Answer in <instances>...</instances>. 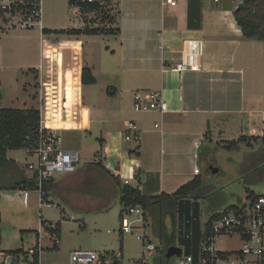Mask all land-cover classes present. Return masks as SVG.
I'll return each mask as SVG.
<instances>
[{"label":"crops","instance_id":"1","mask_svg":"<svg viewBox=\"0 0 264 264\" xmlns=\"http://www.w3.org/2000/svg\"><path fill=\"white\" fill-rule=\"evenodd\" d=\"M239 3L199 0V12L194 16L199 15L201 25L189 28L188 0H109L114 15L106 27L116 31L61 33L56 55L49 42L51 29L42 27L47 29V32L37 31L42 58L38 67H28V71L40 72L39 106L29 107L39 111L43 127L57 129L58 121L42 120L40 75L44 71L78 77L82 89L106 83V92L130 105L126 111L112 108L105 116L110 123L122 120V134L126 122L136 123L141 140L137 144L126 141L132 144L121 148L110 129L100 126L97 152L103 165L119 175L123 183L134 187L141 175L139 185L152 189L149 195L172 193L196 175H202L200 156L206 142L223 148L227 141L240 137H260L264 121V41L243 36L233 14ZM82 27L80 23L60 29ZM178 61L194 68L181 73L171 70L170 65ZM85 66L95 78L93 84L81 82V70ZM141 90L161 91L168 110L163 113L133 110V95ZM92 110L99 117L104 115L103 111L92 108L87 112ZM12 151L6 152L7 158L14 162L8 170L15 177L31 178L25 165L28 159L25 157V162H21L9 157ZM29 190L35 189L16 190L23 195L24 204ZM21 230L24 229L19 230L20 239ZM37 231L38 228L34 230L35 237Z\"/></svg>","mask_w":264,"mask_h":264},{"label":"rangeland","instance_id":"2","mask_svg":"<svg viewBox=\"0 0 264 264\" xmlns=\"http://www.w3.org/2000/svg\"><path fill=\"white\" fill-rule=\"evenodd\" d=\"M113 10L109 4L106 5L105 12L97 15V19H101L107 25L114 15ZM80 19L78 9L69 4L68 0H42V27L51 30L75 27L80 25ZM38 29H40L38 25L31 29H22L17 19L0 18V108L39 106L40 72L28 71V67H38L42 58ZM50 33L49 42L56 55L62 35L61 32ZM40 80H42L40 95L42 94L44 107L42 120L46 123L58 121L55 126L62 137V147L80 152L77 168L96 157L99 149V140L96 136L100 137L97 131L100 126L110 129L121 148L132 144L124 140V133L121 132L122 120L110 123L109 118L105 116V112L112 108L117 110L123 108L126 111L130 103L128 101L122 103L119 98H113L105 91L106 83L100 82L82 89L78 86V77H63L46 71L41 73ZM88 108L101 110L104 115L99 117L93 110L87 112ZM102 122L105 124H101ZM8 156L16 157L21 162H25V157L30 160L22 148L9 152ZM200 157L206 188L203 194L205 198L199 201L201 228L204 227L207 216L214 211L222 212L231 205L242 204L251 193L264 194V142L257 141L251 147L240 144L238 148L230 151L206 142ZM23 168L25 170V167ZM55 176L56 180H60L66 174L57 173ZM140 178L141 175H138L135 186L140 187L145 195L151 194L152 189H144L143 185L142 187L139 185ZM0 182L3 185L10 183L12 177L5 176ZM50 199L53 201L52 204L44 203L39 208L37 190H29L24 204L23 195L16 190L0 189V250L31 247L39 220H45L60 223V243L53 248L52 239L43 236L42 264H69V254L75 249L94 251L121 249L122 264H143V259H146L148 264H159V257H164L169 247L168 242L174 233L177 234V223L174 224L172 214L165 207H161L159 213L161 242L159 236L153 232L152 218H148L145 226L137 223L132 227V232L121 233L122 205L117 199H112L106 209L91 212L75 211L55 197ZM125 216L129 220L134 218L132 215ZM20 229L27 230L23 232L21 239ZM136 232L140 235L145 234L146 241L138 239ZM148 240L155 248L158 246L161 252L153 250L148 254L145 249ZM239 245L236 235L221 236L215 243L222 251L237 249ZM178 257L168 258V264H175Z\"/></svg>","mask_w":264,"mask_h":264},{"label":"built area","instance_id":"3","mask_svg":"<svg viewBox=\"0 0 264 264\" xmlns=\"http://www.w3.org/2000/svg\"><path fill=\"white\" fill-rule=\"evenodd\" d=\"M242 2V0H237ZM81 16L80 23L88 26H106L97 15L103 13L106 8L105 0H71ZM98 2V10L83 12L81 3ZM239 3V4H240ZM0 18L12 20L22 29H31L38 25L42 29V0H1ZM100 23V25L98 24ZM14 26V25H13ZM189 68L183 61L170 65V69L178 73ZM132 108L137 112L168 110V104L159 90L136 91L132 99ZM126 131L124 140L135 144L141 140L137 124L133 121L125 123ZM260 137L264 136V121L262 122ZM25 153L30 160L26 162V169L31 172V178L38 192V204H52L50 198L45 199L44 183L56 178L57 173H72L77 169L78 152L70 151L62 147V137L55 128H45L41 124L38 127L35 144L24 146ZM198 172V171H197ZM125 215H132L128 219ZM144 221V210L140 205L126 207L121 214V233L132 232V227ZM200 227V235L204 234L203 240H199V254L197 264H264V194H255L242 204L222 211L213 219L207 227ZM55 223L39 220L38 235L34 238L32 246L23 249L20 253H11L0 250V264H42L41 251L43 249L42 239L47 236L52 239L51 246L54 248L60 243L59 234L54 230ZM236 235L239 239L237 249L220 250L215 246L217 239L221 236ZM136 237L146 241V235L136 232ZM145 249L148 254L156 250L155 245L149 240ZM122 251H94L87 249H75L69 254V264H122ZM143 264H148L143 259ZM175 264H194L191 255H180Z\"/></svg>","mask_w":264,"mask_h":264},{"label":"trees","instance_id":"4","mask_svg":"<svg viewBox=\"0 0 264 264\" xmlns=\"http://www.w3.org/2000/svg\"><path fill=\"white\" fill-rule=\"evenodd\" d=\"M72 4L71 0H68ZM105 5L109 4V0H105ZM80 8L83 12L90 10H98L100 8L98 2L81 3ZM199 12V0H188V16L187 26L189 28H199L201 19L199 15L194 16L195 12ZM105 12V9H102ZM235 21L240 27L243 36L264 41V0H242L233 12ZM196 15V14H195ZM112 21H108L109 23ZM47 29H42L46 31ZM53 32H61L67 34H113L116 30L106 26H88L82 28L70 29H53ZM83 84H93L95 78L91 74L89 67H83L80 76ZM40 124V113L33 107L29 108H0V180L5 176L12 177V182L1 184L0 189H35V183L32 178L15 177L12 171L8 169L13 167V160L7 158V150L21 149L24 146L33 145L37 139L38 127ZM257 141L264 142V136L240 137L236 140L227 141L223 148L227 150L236 149L240 144H246L250 147ZM99 157V152L96 153ZM2 172L5 173L2 175ZM44 198L55 197L69 205L75 211H102L107 208L112 199H117L122 205L121 214L126 207L140 205L144 210V221L152 218L153 232L156 233L162 242V229L159 230V213L161 207H165L173 216L174 224L177 217V202L183 198H198L205 194V185L202 175H196L190 181L182 184L172 193L161 192L157 195H145L138 187L133 189L123 188V182L119 175L113 174L102 163L100 157L97 160L89 161L76 169L74 172L67 174L60 180L51 179L44 183ZM255 194L251 193L247 198H252ZM164 205V206H163ZM231 205L227 209L233 207ZM223 211V212H224ZM220 212L214 211L207 216L205 220V228L215 219ZM157 221V222H156ZM60 223L55 222V231L59 234ZM25 230H21L24 232ZM121 232V231H120ZM159 232V234L157 233ZM204 234L201 233L200 238L203 240ZM176 235L172 236L167 246L174 245ZM163 244V243H162ZM11 253H20L22 248L7 250ZM156 251L161 252L159 247ZM167 258L159 257V264H168Z\"/></svg>","mask_w":264,"mask_h":264},{"label":"water","instance_id":"5","mask_svg":"<svg viewBox=\"0 0 264 264\" xmlns=\"http://www.w3.org/2000/svg\"><path fill=\"white\" fill-rule=\"evenodd\" d=\"M211 168V167H210ZM123 188L133 189L128 182ZM200 202L199 199L183 198L177 202V234L176 244L169 246L164 254L165 258L180 255H191L197 264L200 240Z\"/></svg>","mask_w":264,"mask_h":264},{"label":"flooded vegetation","instance_id":"6","mask_svg":"<svg viewBox=\"0 0 264 264\" xmlns=\"http://www.w3.org/2000/svg\"><path fill=\"white\" fill-rule=\"evenodd\" d=\"M204 198H205V196L204 195H201L200 197L194 198V199H199V201L201 202V200L204 199Z\"/></svg>","mask_w":264,"mask_h":264}]
</instances>
